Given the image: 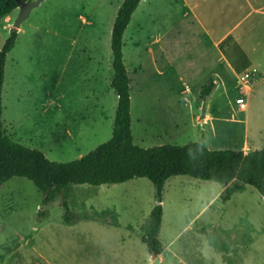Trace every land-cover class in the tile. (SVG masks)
I'll use <instances>...</instances> for the list:
<instances>
[{"label": "rangeland", "instance_id": "obj_1", "mask_svg": "<svg viewBox=\"0 0 264 264\" xmlns=\"http://www.w3.org/2000/svg\"><path fill=\"white\" fill-rule=\"evenodd\" d=\"M119 5L118 0H44L21 28L14 27L19 8L0 21V51L11 32L18 33L2 94L4 129L15 142L42 150L53 161L69 162L112 137L118 95L111 87V40ZM129 33L124 60L135 144L183 146L203 138L212 150H239L242 128L249 130L250 139L264 135L260 111L249 116L235 109L240 98L247 99L244 83L225 95L226 106L215 121L199 120L202 103L178 102L175 90L156 79L146 51L130 58ZM221 188V183L190 176L168 179L161 242L202 246L218 264L221 257L209 243H235L250 248L248 264H264L263 195L249 185L228 200L220 195L209 204ZM43 199V192L25 177H14L0 188V264L148 261L143 228L157 203L148 178L74 185L69 199L73 222L66 220L61 196L50 203Z\"/></svg>", "mask_w": 264, "mask_h": 264}, {"label": "crops", "instance_id": "obj_2", "mask_svg": "<svg viewBox=\"0 0 264 264\" xmlns=\"http://www.w3.org/2000/svg\"><path fill=\"white\" fill-rule=\"evenodd\" d=\"M123 1L118 0L119 7ZM128 30L130 58L141 57L146 51V63L153 67L156 79L164 81V88L175 90L178 102L189 99L201 104L202 88L213 82L204 122L216 120L219 110H224L221 106H226L225 95L237 91L241 83L249 100L245 111L249 116L260 111L264 116V0H142L125 30L123 43ZM124 49L125 44L123 54ZM246 74L248 82L243 80ZM227 122L237 129L236 122ZM242 130L239 150L264 146V135L250 139L249 130ZM234 183L222 185L209 204L223 197L227 188L231 190L230 199L249 186L235 188ZM162 244L160 264H218L202 246L175 244L174 240ZM209 247L221 257L222 264H248L249 247L219 241L210 242ZM156 257L150 253L146 264H154ZM119 264H133V260Z\"/></svg>", "mask_w": 264, "mask_h": 264}, {"label": "trees", "instance_id": "obj_3", "mask_svg": "<svg viewBox=\"0 0 264 264\" xmlns=\"http://www.w3.org/2000/svg\"><path fill=\"white\" fill-rule=\"evenodd\" d=\"M20 1L0 0V21L19 8ZM142 0H124L119 7L112 28L111 87L118 95V106L113 123L112 137L94 151L69 162L53 161L39 149L15 142L3 124V86L8 55L15 47L18 33L12 31L0 51V188L14 177H25L44 194V203L63 198L66 220L73 222L69 199L74 185L94 186L119 184L135 178H148L156 188L157 203L143 228L142 241L155 256L161 254L163 244L159 238L163 220L165 184L173 176H190L235 188L242 184L256 188L264 197V146L255 150H212L206 141L179 145L141 147L134 142L132 133V99L130 77L124 61L123 37L132 15ZM213 82L201 91V99L209 97ZM231 190L223 192L229 199Z\"/></svg>", "mask_w": 264, "mask_h": 264}, {"label": "water", "instance_id": "obj_4", "mask_svg": "<svg viewBox=\"0 0 264 264\" xmlns=\"http://www.w3.org/2000/svg\"><path fill=\"white\" fill-rule=\"evenodd\" d=\"M44 0H32V1H20L19 13L14 22L15 28H21L22 23L29 17L32 10L39 6ZM207 118V97L202 98L201 111L198 116L199 120H205ZM154 264H160V256H157Z\"/></svg>", "mask_w": 264, "mask_h": 264}, {"label": "built area", "instance_id": "obj_5", "mask_svg": "<svg viewBox=\"0 0 264 264\" xmlns=\"http://www.w3.org/2000/svg\"><path fill=\"white\" fill-rule=\"evenodd\" d=\"M249 78V75L246 74V76H244L243 80H246L248 82V79ZM249 107V100L248 99H243V98H240L238 100V104H237V109L238 111L242 112V111H245L247 110Z\"/></svg>", "mask_w": 264, "mask_h": 264}]
</instances>
